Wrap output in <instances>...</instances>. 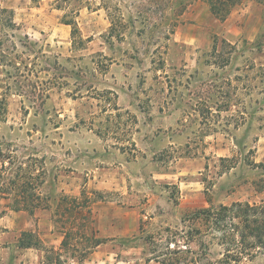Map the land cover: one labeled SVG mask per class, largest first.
I'll return each mask as SVG.
<instances>
[{"label": "rangeland", "instance_id": "obj_1", "mask_svg": "<svg viewBox=\"0 0 264 264\" xmlns=\"http://www.w3.org/2000/svg\"><path fill=\"white\" fill-rule=\"evenodd\" d=\"M0 149L6 176L44 168L51 202L2 194L0 264L61 251L63 195L89 200L71 225L104 240L89 264H264L200 212L264 200V2L221 20L206 0H0Z\"/></svg>", "mask_w": 264, "mask_h": 264}, {"label": "trees", "instance_id": "obj_2", "mask_svg": "<svg viewBox=\"0 0 264 264\" xmlns=\"http://www.w3.org/2000/svg\"><path fill=\"white\" fill-rule=\"evenodd\" d=\"M206 1L211 13L221 20L231 15L234 8L242 2V0ZM257 1L264 2V0ZM64 23L72 26V36L75 38L80 31L77 22L71 19ZM11 164L10 157L0 149V209H2L0 215L6 211L1 208V201L4 198L2 194L5 191L11 196L10 205H13L15 210L30 209L32 213L38 208H51L50 198L45 200L36 192L45 183V180L41 178L44 168L36 169L34 163H29V167L19 166V170L17 167L6 176V172L12 169ZM22 170H25V176L20 173ZM36 170L38 173L35 174ZM88 203V198L79 200L78 197L71 198L68 195H63L58 199L55 215L58 216L57 221L61 225L59 231L63 234L61 251L46 250V259L43 264H66L68 259L77 260L78 264H83L93 250L104 242L98 237V230L91 225L92 221L82 222L80 224L82 228L78 231H73L71 228V225L77 222L76 218L81 215L83 208H91ZM200 212L212 218L213 225L220 227L218 229L231 234L232 242L241 248L240 254L247 253L248 255L249 253L244 251L264 248V200L260 204L237 201L231 205L222 204L215 211L211 208H203ZM22 234L23 237L19 240L20 247L40 248L43 246L42 240L36 237L35 232H23ZM226 250L227 253L231 251L228 246ZM64 252L69 254L68 257L64 258Z\"/></svg>", "mask_w": 264, "mask_h": 264}, {"label": "crops", "instance_id": "obj_3", "mask_svg": "<svg viewBox=\"0 0 264 264\" xmlns=\"http://www.w3.org/2000/svg\"><path fill=\"white\" fill-rule=\"evenodd\" d=\"M117 108H116V111H121V110H123V109H132V108H135V103L130 99V100H128L127 102H124V101H122L121 100V98H119L118 100H117ZM105 134V133H104ZM108 134H110V132L108 133ZM109 136V135H108ZM117 143V142H116ZM83 147H90V149L91 150H93L94 151V149H95V147H97V144L94 142V140H92L91 141V144H87V145H83ZM99 147V146H98ZM117 148V147H116ZM103 149H104V151L105 152H107V144L104 142V144H103ZM108 149H110V148H108ZM88 152V151H87ZM95 152V151H94ZM97 154H96V152H95V155H93L92 157H91V159L93 160V161H97ZM80 162H84V159L83 158H80ZM98 168V167H97ZM100 246V245H99ZM27 248H32V247H27ZM36 248V247H35ZM85 263L86 264H89V263H91V261H90V259L89 260H85Z\"/></svg>", "mask_w": 264, "mask_h": 264}]
</instances>
